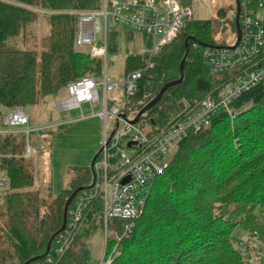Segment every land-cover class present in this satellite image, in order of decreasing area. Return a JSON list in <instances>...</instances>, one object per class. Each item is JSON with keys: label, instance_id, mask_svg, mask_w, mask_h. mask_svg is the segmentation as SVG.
<instances>
[{"label": "trees", "instance_id": "trees-1", "mask_svg": "<svg viewBox=\"0 0 264 264\" xmlns=\"http://www.w3.org/2000/svg\"><path fill=\"white\" fill-rule=\"evenodd\" d=\"M191 2L180 0L183 6L191 7ZM101 4L102 0H0V110L37 105L59 95L71 81L102 73V59L78 49L76 43V12ZM236 16L237 4L234 10L219 8L213 18L186 21L178 36L154 56V66L139 79L137 92L123 96L126 113L135 117L164 84L180 78L187 39L190 48L183 81L169 87L141 120L149 123L150 132L162 131L207 94L220 92L232 74L214 72L204 50L235 44ZM41 18L48 21V33L39 52L18 41L26 39L28 28ZM225 26L236 35L233 43L216 37ZM145 37L146 47L152 46V37ZM110 50L116 46L109 44ZM144 58L143 53H129L126 72L142 67ZM252 61L244 67L252 66ZM229 107L232 112L220 109L209 126L191 130L179 143L164 173L153 181L132 235L110 234V242L115 241L119 250L110 264H258L260 258L264 264L260 243L253 241L245 252L243 239L234 235L241 227L248 233L258 231L264 239V230H259L264 227V82L235 98ZM21 138L14 131L0 133V172L10 183L0 193V264H24L41 256L63 225L68 197L81 186L86 188L70 204L66 229L56 234L48 255L29 264H90L88 241L98 228H104L103 198L95 183L91 186L93 169L71 167L70 179L59 193L53 191L52 182L46 188L36 186L23 151L27 134L22 132ZM83 193L93 196L67 236L71 210ZM62 234L68 244L57 254L54 245ZM108 243L109 239L111 248Z\"/></svg>", "mask_w": 264, "mask_h": 264}, {"label": "built area", "instance_id": "built-area-1", "mask_svg": "<svg viewBox=\"0 0 264 264\" xmlns=\"http://www.w3.org/2000/svg\"><path fill=\"white\" fill-rule=\"evenodd\" d=\"M76 13L79 15L77 46H88L91 55L102 59L105 75L102 82L104 100L102 109L97 112L103 118V137L100 154L94 164V183L96 191L103 198L107 244L110 234L119 237L132 235L136 219L145 211L153 181L164 173L173 149L189 132L209 126L214 114L220 109L232 112L229 106L235 98L264 82V0H241L242 36L237 46H208L204 50V56L213 71L232 74L230 81L220 92H211L193 108L186 109L164 130L153 132L145 129L146 123L141 119L130 122L134 117L126 113L123 96H132L137 92L139 79L154 66V56L178 36L186 21L194 17L192 8L183 6L179 0H102L100 8L79 10ZM118 25L150 35L153 44L147 49L142 67L128 71L118 82H109L106 73L109 65V35L114 33ZM99 32H103L102 40L98 39ZM246 61H252L249 71L244 69ZM98 85L97 77L94 76H83L69 82L64 88L66 96L59 100L58 106L61 109H82V104L89 102L93 107L94 102H101ZM119 89L120 101L112 100V107L108 108V91ZM93 114H96L94 110ZM29 121L24 108H4L0 110V133L13 132V126L27 125ZM25 130V133L30 134L29 127ZM126 178H129L128 181H124ZM9 184V179L0 172V189L8 188ZM90 196L84 194L76 200L71 210L67 236L82 219L83 209L88 205ZM115 221L121 226L111 228L110 224ZM66 234L56 239L55 253L61 254L65 250L68 244ZM257 239L264 252V241H261L259 232L255 230L249 233L248 240L255 242ZM114 249L117 256V246ZM242 249L249 252L246 244H242ZM105 254L104 249L98 264H110L112 256L107 257Z\"/></svg>", "mask_w": 264, "mask_h": 264}, {"label": "rangeland", "instance_id": "rangeland-1", "mask_svg": "<svg viewBox=\"0 0 264 264\" xmlns=\"http://www.w3.org/2000/svg\"><path fill=\"white\" fill-rule=\"evenodd\" d=\"M228 3L234 10L236 0H192L191 8L195 18L208 19L215 17L219 8H230L227 6ZM259 13L263 14L261 10H259ZM47 22L45 18L36 21L32 27L28 28L26 39L20 38L18 42L21 43L23 40L26 46L37 47L39 52L42 51L48 33ZM228 29L225 26L222 32L216 33L217 39L233 43L236 35H232ZM114 32V34L110 33L109 35L110 44L116 46V50H110L108 53L109 65L106 73L109 82H118L124 78L125 73H127L126 57L129 53L147 55L148 49L146 47L145 33L132 31L122 25H118ZM128 32H132L133 35L129 37ZM97 36L99 40H102L103 32H99ZM78 49L89 53L88 46L79 47ZM103 71L102 68V73L97 77L101 102H94L93 107H91L89 102H84L82 109L80 107L61 109L58 106V102L66 96L64 90H61L57 96H48L37 105L26 106L24 110L29 115V124L13 126V131L20 139H22V132H26L25 129L27 127L31 129V134L26 133L27 138L22 140V144L30 167L35 173L36 186L41 185L46 188L52 182L54 192L63 191L70 179L71 172L69 169L73 166H90L94 156L101 149L103 118L97 112L102 109L104 100L102 82L105 75ZM120 95V89L108 91L107 96L110 100L108 108L112 107V100L120 101ZM125 102L126 100L123 99L122 103L125 104ZM93 110L96 114H93ZM65 123V127L59 128L60 124ZM145 129H150L149 123L146 124ZM176 150L177 147L173 149L172 154ZM0 193H2V189H0ZM83 195L84 193L78 197L80 198ZM259 230H264V227L259 228ZM234 235L243 239L244 244H252V240H248L249 233L243 228H236ZM108 239V244L112 245L111 248L106 244L104 228H98V231L91 236L88 241L92 250L90 264H98L104 249L107 257L112 256L110 263L115 259L114 248L116 247V242H110V238ZM261 241L264 240L262 239ZM255 243L258 244L260 241L257 239ZM260 256L264 258L263 251L260 252ZM259 260L256 263L261 264V258Z\"/></svg>", "mask_w": 264, "mask_h": 264}, {"label": "water", "instance_id": "water-1", "mask_svg": "<svg viewBox=\"0 0 264 264\" xmlns=\"http://www.w3.org/2000/svg\"><path fill=\"white\" fill-rule=\"evenodd\" d=\"M236 4H237V16H236L237 39H236L235 44L230 46L232 48L239 44V42L241 40V36H242V27H241V21H240L241 0H236ZM189 48H190L189 40L187 39L186 40V54H185L184 58L182 59L181 65H180V72H181L180 78L175 79V80H171V81L167 82L166 84H164L163 87L161 88V90L159 91V93L153 99H151L145 106H143V108L140 109L138 114L133 119H131L130 122L135 123V122L139 121L141 119V117L144 115V113H146L150 108H152L154 105H156L160 101V99L162 98V96L164 95V93L166 92V90L169 87L177 85V84H179V83H181L183 81L184 75H185V72H184L185 71V68H184L185 67V61L187 59V54H188ZM123 116L125 117L126 115L123 114ZM131 144H132V142L129 143V145H131ZM99 154H100V150L97 152V154L94 156V158H93V160L91 162L90 166L93 169V172H94V164H95V161H96L97 157L99 156ZM128 179L129 178H126L124 181H128ZM94 182H95V173H94V180H93L91 186L94 184ZM85 188H86L85 186H81V187L77 188L68 197V199L66 201V204H65V207H64L63 225H62V227L59 229V231L57 233H61L62 231H64L66 229L67 223H68V214H69L70 204L74 200V198L78 194V192L83 190V189H85ZM57 233H55L51 237V239L49 240V244L47 246L46 251L41 256L32 257L31 259H29L24 264H29L30 262H32L33 260H35V259H37L39 257H45L46 255H48L50 250H51V248H52V243H53V240H54V238H55Z\"/></svg>", "mask_w": 264, "mask_h": 264}, {"label": "bare ground", "instance_id": "bare-ground-1", "mask_svg": "<svg viewBox=\"0 0 264 264\" xmlns=\"http://www.w3.org/2000/svg\"><path fill=\"white\" fill-rule=\"evenodd\" d=\"M248 62L250 63L251 61H246V62H244V64H246V63H248ZM244 64H243V65H244ZM250 68H251V66H249V67H244V69H245L246 71H249ZM247 91H248V90H247ZM141 118H142V117H141Z\"/></svg>", "mask_w": 264, "mask_h": 264}, {"label": "crops", "instance_id": "crops-1", "mask_svg": "<svg viewBox=\"0 0 264 264\" xmlns=\"http://www.w3.org/2000/svg\"><path fill=\"white\" fill-rule=\"evenodd\" d=\"M179 1H180V0H179ZM227 6L231 8V5H230V3H228V5H227Z\"/></svg>", "mask_w": 264, "mask_h": 264}]
</instances>
